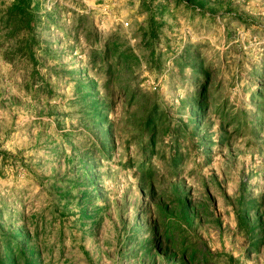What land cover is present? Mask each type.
I'll use <instances>...</instances> for the list:
<instances>
[{"label":"rangeland","instance_id":"1","mask_svg":"<svg viewBox=\"0 0 264 264\" xmlns=\"http://www.w3.org/2000/svg\"><path fill=\"white\" fill-rule=\"evenodd\" d=\"M0 257L264 264V0H0Z\"/></svg>","mask_w":264,"mask_h":264},{"label":"trees","instance_id":"2","mask_svg":"<svg viewBox=\"0 0 264 264\" xmlns=\"http://www.w3.org/2000/svg\"><path fill=\"white\" fill-rule=\"evenodd\" d=\"M23 1H25L26 3L29 2V0H23ZM15 7H17V6L15 5ZM199 92H200L199 94L202 95L201 98H203V99L201 100V105H200V107H198L196 112H195V107H192L191 116H192V120H193L194 123L199 121L201 119V117L204 118V116H205L204 115L205 114L204 110H205V107L207 105V101H206V98H205V95H204V92H206V87L201 89V91H199ZM196 115H197V117H196ZM31 260H32V258L27 259L26 260V264H31ZM3 261L4 260L1 259V257H0V264H2Z\"/></svg>","mask_w":264,"mask_h":264}]
</instances>
